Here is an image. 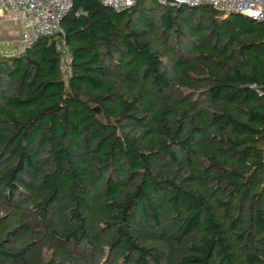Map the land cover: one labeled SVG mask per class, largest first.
<instances>
[{"label":"trees","instance_id":"obj_1","mask_svg":"<svg viewBox=\"0 0 264 264\" xmlns=\"http://www.w3.org/2000/svg\"><path fill=\"white\" fill-rule=\"evenodd\" d=\"M0 264H264V24L74 0L0 52Z\"/></svg>","mask_w":264,"mask_h":264},{"label":"built area","instance_id":"obj_2","mask_svg":"<svg viewBox=\"0 0 264 264\" xmlns=\"http://www.w3.org/2000/svg\"><path fill=\"white\" fill-rule=\"evenodd\" d=\"M74 0H0V10L8 9L13 20H24L21 44L31 47L39 38L55 36L61 31V22L70 11ZM116 12L133 7L136 0H99ZM162 6H202L207 5L226 15L241 14L264 24V0H155ZM60 53L63 70H68L70 52L64 40L55 45Z\"/></svg>","mask_w":264,"mask_h":264},{"label":"crops","instance_id":"obj_3","mask_svg":"<svg viewBox=\"0 0 264 264\" xmlns=\"http://www.w3.org/2000/svg\"><path fill=\"white\" fill-rule=\"evenodd\" d=\"M10 10H0V52L16 54L24 47L21 44V36L25 25L23 18L13 20Z\"/></svg>","mask_w":264,"mask_h":264}]
</instances>
